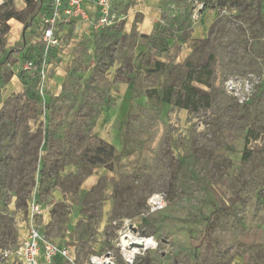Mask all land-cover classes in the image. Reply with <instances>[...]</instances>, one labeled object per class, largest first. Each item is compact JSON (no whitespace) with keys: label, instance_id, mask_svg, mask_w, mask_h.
I'll return each mask as SVG.
<instances>
[{"label":"rangeland","instance_id":"1","mask_svg":"<svg viewBox=\"0 0 264 264\" xmlns=\"http://www.w3.org/2000/svg\"><path fill=\"white\" fill-rule=\"evenodd\" d=\"M3 1L0 18L25 4ZM38 10L20 15L36 17L28 27L0 20V249L19 244L34 188L49 237L75 246L77 264H125L117 244L133 231L157 247L131 264H264V0H113L112 24L64 29L47 52L39 104L24 70L44 50ZM189 77L199 92L184 109ZM231 77L256 83L246 105L226 93ZM153 195L163 208L151 211Z\"/></svg>","mask_w":264,"mask_h":264},{"label":"built area","instance_id":"2","mask_svg":"<svg viewBox=\"0 0 264 264\" xmlns=\"http://www.w3.org/2000/svg\"><path fill=\"white\" fill-rule=\"evenodd\" d=\"M34 1L37 2L39 0ZM43 1L38 10L40 16L36 22V26L41 32V41L44 45L40 66L37 69V65L33 60H27L24 63V70L31 68L36 70L38 78L36 91L40 97L43 95V82L47 76V52L50 49L62 47L61 42L63 41V36L66 34V30L64 29H67L72 24H85V22L96 29L109 26L112 24L114 18L112 13L113 0ZM88 3L94 6L96 13L94 21H91L89 17L87 10L89 7ZM255 84L250 77H231L224 81L223 86L226 93L230 94L238 104L246 105L252 97ZM148 205L151 211H155L163 208L164 202L160 196L153 195L148 200ZM20 216L22 219H20L19 228L23 229L24 233L16 247L0 249L1 264H77L75 246L62 244L61 241L49 237L50 208L39 202L36 189H32L26 200L25 212L24 214H20ZM132 235L139 237V239H133L129 235H124L122 238H126V242L122 243L120 239V242L117 244L125 264H131L136 256H138L136 252L144 248L143 246L142 248L131 247V243L144 240L143 244L146 242L149 249L157 247V241L152 236L140 237L134 231ZM110 259V255L106 253L102 255H90L82 264H109Z\"/></svg>","mask_w":264,"mask_h":264},{"label":"trees","instance_id":"3","mask_svg":"<svg viewBox=\"0 0 264 264\" xmlns=\"http://www.w3.org/2000/svg\"><path fill=\"white\" fill-rule=\"evenodd\" d=\"M24 1H25V4H26L25 9H23L21 11H7V12L3 13V15L0 18V20L2 22H5V21H7L9 19H15V20L23 23L21 18H20V15L22 13H24L25 11H27L30 7H32L34 5H36V7L39 9L41 7V5H42V2H44L43 0H39L37 2L33 1V0H24ZM4 4H5V2L3 1L1 3L0 7H2ZM37 5H39V6H37ZM33 19H34V15L30 18L29 21L23 23L24 27L30 26V23H33ZM17 27H19V24H16V28ZM6 28H7V26H6ZM155 64H156L155 70L156 69H160V66H162L161 63H159L157 61H155ZM23 72H24V74L26 73L25 71H23ZM35 75H36V73L34 74V76H29L26 73V79L28 81L30 80L33 85L30 86V87H27L25 93L27 94L28 92H32V98H34L36 103L39 104V103H41V99L36 95L35 89H34L36 87V85L38 84V78ZM18 78L23 80L21 73L18 75ZM192 80H194V79L189 77L188 83L186 85H184V101H185V103L184 102L181 103L180 101H175V105L180 106L181 108H184V109H189L192 106V103L194 102V99H195V97H197V94L199 92L197 89H195L193 86H191L190 83H191ZM195 80H197L198 82H200L202 84L207 85V81H204L202 79H195ZM171 96H172V90L167 89L166 91H164L162 99H163L164 102L170 103L171 102ZM31 191H32V188L25 195V199H24L25 204H26V200L28 199ZM25 208H26V206H25ZM219 212H220V209H216V210H214V211H212L210 213L209 217L207 218V224L205 226V233L208 232V225L210 224V221Z\"/></svg>","mask_w":264,"mask_h":264},{"label":"crops","instance_id":"4","mask_svg":"<svg viewBox=\"0 0 264 264\" xmlns=\"http://www.w3.org/2000/svg\"><path fill=\"white\" fill-rule=\"evenodd\" d=\"M18 1V0H17ZM146 2L147 3H150V4H152V5H155V4H158V2H159V0H146ZM24 3L22 4V6H20L19 7V9L21 10H23V7H24ZM88 8H87V10H88V14L90 15V16H92L91 14L92 13H94L95 12V10H94V6L92 5V4H89L88 3ZM90 19L92 20V18L90 17ZM18 23V22H17ZM19 24V27H17L16 28V25L15 24H13V29H15V30H19L20 28H21V24L20 23H18ZM152 25H153V23H152V19H151V17L150 16H148V14H146V16H144V18H143V20L139 23V28L144 32V34H147L148 32H150V30H151V28H152ZM87 26H88V24H80V23H77V24H72V25H70L67 29H69L70 27H74V28H77V27H79V29L80 30H83V31H85L86 30V28H87ZM21 31H22V29H21ZM66 32H67V30H66ZM74 38H71V40H73ZM16 79V81H15V89L17 90V92L20 90V88L18 87V85L16 84V83H18V84H21L20 82H19V80H18V78L17 77H13V79ZM95 175V176H94ZM96 180H97V178H96V174H91V175H89V177H87L84 181H83V183L81 184V189L82 190H84V192L87 190V189H89L91 186H93L94 185V183L96 182ZM77 222V221H76ZM52 223V219H51V221L49 222V224H51ZM48 227H50L49 225H48Z\"/></svg>","mask_w":264,"mask_h":264},{"label":"bare ground","instance_id":"5","mask_svg":"<svg viewBox=\"0 0 264 264\" xmlns=\"http://www.w3.org/2000/svg\"><path fill=\"white\" fill-rule=\"evenodd\" d=\"M128 235L131 237V238H133V239H139V237H137V236H133L132 235V233H128ZM121 239V242L122 243H125L126 242V238H120ZM134 241H136V240H134ZM141 242H142V244L144 243V240H141ZM143 247L144 248H142V249H140L138 252H136L137 253V255H140L141 254V251H143V250H147V249H149V246H148V244L145 242V244H143ZM136 251V250H135ZM131 257V256H130ZM129 257V258H130Z\"/></svg>","mask_w":264,"mask_h":264},{"label":"water","instance_id":"6","mask_svg":"<svg viewBox=\"0 0 264 264\" xmlns=\"http://www.w3.org/2000/svg\"><path fill=\"white\" fill-rule=\"evenodd\" d=\"M142 243L141 242H133L131 243V247H137V248H142Z\"/></svg>","mask_w":264,"mask_h":264}]
</instances>
